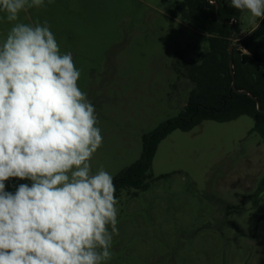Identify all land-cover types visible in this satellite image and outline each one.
I'll list each match as a JSON object with an SVG mask.
<instances>
[{
    "label": "rangeland",
    "instance_id": "rangeland-1",
    "mask_svg": "<svg viewBox=\"0 0 264 264\" xmlns=\"http://www.w3.org/2000/svg\"><path fill=\"white\" fill-rule=\"evenodd\" d=\"M180 1L44 0L19 13L21 23L47 21L60 54L71 53L81 72L78 86L103 137L92 174L118 176L140 159L143 136L185 108L193 89L187 64L209 40L173 15ZM5 16L0 44L12 27ZM259 22L247 11L232 20L231 47ZM151 175L146 190L121 193L104 264H264V141L253 118L174 130L158 145ZM5 183L14 192L31 181Z\"/></svg>",
    "mask_w": 264,
    "mask_h": 264
},
{
    "label": "clouds",
    "instance_id": "clouds-1",
    "mask_svg": "<svg viewBox=\"0 0 264 264\" xmlns=\"http://www.w3.org/2000/svg\"><path fill=\"white\" fill-rule=\"evenodd\" d=\"M230 4L264 19V0ZM43 6L0 0L12 24L0 44V264H104L118 234L116 187L90 171L103 137L72 54H60L47 21L18 22ZM10 178L31 184L6 191Z\"/></svg>",
    "mask_w": 264,
    "mask_h": 264
},
{
    "label": "trees",
    "instance_id": "trees-1",
    "mask_svg": "<svg viewBox=\"0 0 264 264\" xmlns=\"http://www.w3.org/2000/svg\"><path fill=\"white\" fill-rule=\"evenodd\" d=\"M217 3L220 5L218 14L216 5H210L208 0H181L173 8L174 16H180L208 35L209 50L187 64V77L193 83V89L183 111L153 133L144 135L140 159L113 178L117 200L124 190L148 188L146 180L152 178V163L158 145L174 130L189 131L207 120L230 122L249 116L255 120V131L264 141V19L244 37L240 47L232 48L231 53L230 42L237 31L231 21H237L241 11L222 0ZM233 77L236 88L252 93L261 103L260 109L257 100L232 89Z\"/></svg>",
    "mask_w": 264,
    "mask_h": 264
},
{
    "label": "water",
    "instance_id": "water-1",
    "mask_svg": "<svg viewBox=\"0 0 264 264\" xmlns=\"http://www.w3.org/2000/svg\"><path fill=\"white\" fill-rule=\"evenodd\" d=\"M219 8H220V5H219V3H216V9H217V14L219 13ZM232 43L230 42V51H231V53H232ZM230 66H231V69L233 70V68H234V63H233V60H231V62H230ZM234 74V73H233ZM234 79H233V83H232V89L235 91V92H237V93H241V94H248V95H250L253 99H255V100H257L256 99V97L252 94V93H250V92H248V91H246V90H244V91H240V90H238L237 88H236V79H235V77H233ZM257 102H258V108L260 109V106H261V103L257 100Z\"/></svg>",
    "mask_w": 264,
    "mask_h": 264
}]
</instances>
